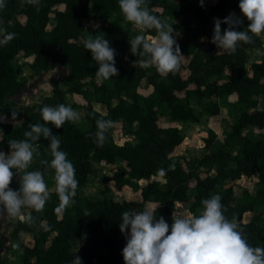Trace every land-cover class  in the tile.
<instances>
[{"label": "trees", "instance_id": "trees-1", "mask_svg": "<svg viewBox=\"0 0 264 264\" xmlns=\"http://www.w3.org/2000/svg\"><path fill=\"white\" fill-rule=\"evenodd\" d=\"M4 4L0 8V40L9 35L12 39L0 43V112L20 121L0 122V151H10V140L25 139L23 134L30 130V124L44 123L38 111L44 105L64 104L74 108L81 104L89 122L86 127L66 122L59 129L48 125L60 139V150L68 154L79 183L70 207L59 208L54 183L43 211H30L34 222L17 220L12 233L17 236L19 231H27L32 240L18 244L21 264H70L75 255L81 258L82 264H125L122 249L126 238L119 229L121 214L128 210L140 211L143 202L149 201L156 208L158 219L172 211L173 201L187 199L189 188L193 190L190 209L196 215L202 211V200L216 194L221 197L228 219H238L243 212L264 203V134H261L264 107L258 106L257 98L260 93L264 98V57L247 62L254 48L264 46L261 35L252 36L250 43L239 42L234 53L218 51L213 43L207 49L199 46L187 62L180 57V67L174 74L162 77L155 67H140L142 58L130 52L128 41L132 37L124 25L127 21L118 0H39L37 6L28 0H4ZM238 5L239 0H206L203 7L196 1L148 0L153 15L162 20L164 16L177 18L167 22L173 26L174 33H180L184 43H191L206 33L213 36L214 18L223 21L230 13L241 17L243 24L239 30L246 31L248 21ZM56 6L50 25L51 10ZM92 18H99L104 24L92 29L91 36L104 35L116 50L115 67L119 73L107 80L97 79L98 65L92 60L90 50L85 49V40L78 39L87 20ZM227 27L221 23L222 32ZM149 31L156 34L154 29ZM184 48L180 49L181 53ZM21 53L26 56L24 63L15 61ZM56 63L67 66V87L55 85L39 101L17 105L12 96L25 84L20 78L23 65L37 74ZM76 94L83 98L82 103L74 98ZM231 94L244 107L218 148L204 153L197 164L177 158L173 150L184 139L178 121L199 119L192 99H205L202 107L216 117L219 103L213 96ZM93 101L103 104L106 112L95 108ZM161 116L170 121L162 124ZM98 119L111 120L113 126L118 125L125 134L136 135L137 140L117 143L107 132L103 145L97 146L94 141ZM250 132L260 134L253 137ZM215 137V131L209 128L204 139L210 144ZM48 143L44 138L36 143L40 155L34 156L28 169L44 172L46 183L49 175L54 174V170H45L40 163L52 159ZM232 148H237L240 154L235 156V166L227 167V155ZM118 158L121 163L110 174L115 190L129 186L138 192L139 199L83 194V187L96 170L95 163L113 164ZM214 165L217 169L212 174L210 168ZM160 169L165 171L164 183L157 179L144 185L138 182ZM253 172L257 173L259 187L242 199L235 196L230 186L221 184L228 176L236 178ZM85 210L90 215L84 216ZM41 225L47 226V230ZM240 226L250 246L264 248V220L252 218ZM75 239L79 241L77 247L72 245ZM3 242L0 234V249ZM0 264H3L1 256Z\"/></svg>", "mask_w": 264, "mask_h": 264}, {"label": "clouds", "instance_id": "clouds-1", "mask_svg": "<svg viewBox=\"0 0 264 264\" xmlns=\"http://www.w3.org/2000/svg\"><path fill=\"white\" fill-rule=\"evenodd\" d=\"M118 2L124 19L141 33L128 41L130 52L142 58L139 66L155 67L162 77L174 74L180 67L182 53L173 26L151 13L148 0ZM28 3L37 6L39 0H28ZM200 4L203 7L204 0H200ZM3 7L4 0H0V8ZM238 7L248 21L247 30H239L243 20L235 13H230L223 21L214 18L210 42L217 46L218 51L234 53L239 42L250 43L252 36L264 34V0H239ZM221 23L228 25L223 32ZM152 29L155 35L150 34L149 30ZM10 39L11 35L0 40V43H7ZM84 47L90 50L92 60L98 65L95 73L98 80L118 75L119 69L115 67L116 50L104 35L89 36ZM38 111L44 123L30 124V130L23 134L25 139L10 140V151H0V210L9 217L27 223H33L34 218L25 214L23 209L42 212L51 196L44 172L28 170L34 156L40 155L36 143L41 138L49 141L48 151L52 159L41 160L40 163L45 166V170H54V191L58 195L60 209H66L74 203L79 183L75 178V168L67 158L68 154L60 150V139L48 125L59 129L66 122L78 123L80 114L64 104L44 105ZM96 125L94 142L102 146L113 122L98 119ZM14 175L20 177L18 190L10 187ZM164 176L165 171L160 169L159 177ZM201 203L203 208L199 215L191 211L183 215L173 212L171 226L162 216L157 219L156 208L123 212L119 229L126 238V245L122 249L125 264H264V248L250 246L242 235L240 224L235 219L226 218L219 194ZM88 215L85 210L84 216ZM41 226L47 230V226ZM70 264H82V260L75 255Z\"/></svg>", "mask_w": 264, "mask_h": 264}, {"label": "rangeland", "instance_id": "rangeland-1", "mask_svg": "<svg viewBox=\"0 0 264 264\" xmlns=\"http://www.w3.org/2000/svg\"><path fill=\"white\" fill-rule=\"evenodd\" d=\"M185 1L187 2L196 1L200 3V0H185ZM205 1L206 0H204V3ZM207 1H213V0H207ZM56 9H58L57 6L51 10L50 25L53 24L54 12ZM188 15H191V13H188ZM164 19L166 21H172L177 18L164 16ZM103 24L104 22L99 18H92L90 20H87L85 28L81 31L80 36L78 38L79 41L86 40L89 36H91L92 29H99ZM124 25L129 35L132 38H134L136 35L141 34L138 30H136L133 27L131 23L126 22ZM207 30L209 32L211 30V27L208 26ZM174 36L176 37L177 44L179 45L180 49L185 47L181 55V59L184 62H187L190 59L193 52L199 46H201L204 49H207L211 44L210 41L212 38V36L206 33L191 43H184L181 41L180 33L176 32L174 33ZM261 37H262V41H264V34H262ZM201 38H203V40ZM262 57H264V46H259L254 48L249 53L247 62L248 64H250L252 61L260 59ZM25 60H26V56L23 53L19 54L15 58V61L20 63H24ZM26 69L28 68L26 67V64H24L23 70L26 71ZM67 71H68L67 66L65 65L63 66L61 64V65H57V67L56 66L52 67V69L48 70V72L44 75H40V76L38 75L36 77H32L29 79H27L29 72H25L26 74L21 75L22 77L21 79H23V81L25 82L24 86L18 89L17 92L12 97L16 101L17 105H26L39 101L40 99H42L43 96L51 93L55 85L61 86L63 88L67 87L65 81ZM226 71L228 72L229 69L227 68ZM183 73H185L184 70ZM142 90L145 92L147 91V89H142ZM74 98L79 103H82L83 101V98L78 94H76ZM213 98L217 99L219 103V113L217 114L216 117L210 115L208 111H206L202 107V102H205L206 101L205 99L198 100L196 97H194L191 103L194 106V108L198 111L199 119L196 121L193 120L178 121V125L183 131L184 139L173 150V154L177 158L187 159L190 162L197 164L198 162L197 160L202 158L204 153L215 151L218 148L219 143L222 141L224 134L228 130H230L231 124L237 120L240 112L244 107L242 103L235 101L236 96L234 94L228 96H219V97L213 96ZM257 98L259 100L258 106L260 108H263L264 98L262 97V94L261 93L258 94ZM74 110L77 111L81 116V119L77 124L79 126L80 125L85 126L84 125L86 121L85 109L80 104L76 106ZM166 111L167 109L165 108L164 112L166 113ZM167 119H168L167 117L161 116V123L167 124L170 121ZM18 121H20V119ZM209 128L215 131L216 137L210 144H207L204 138L205 136H207ZM107 134L108 135L110 134L117 143H122L125 140H129L131 142H135L137 140L136 135L130 133L129 134L123 133V131L118 125L110 128ZM250 134L253 137H255L258 136L260 133L256 134L250 132ZM261 134H264V130L261 132ZM239 154L240 152L237 148H232L228 152L227 167L235 166V156H238ZM120 163L121 161L119 160V158L113 164H105L103 162L95 163L96 170L94 174L91 175L87 180L85 186L82 189V193L93 197L106 196L114 199H123L127 197H132L138 200L139 199L138 192L134 191L129 186L123 187L120 191L115 190L114 181L111 179L110 174L111 171L115 169L116 166L120 165ZM216 169L217 167L214 165L212 168H210V172L214 174L216 172ZM12 171L15 173L14 169ZM152 179H157L158 181H160V183L165 182L164 177H159V171L156 174L151 175L149 178H141L138 182L141 185H144ZM256 180H257V173L253 172V174L251 175H241L240 177H236V178L228 176L224 179L223 182H221V184L224 187L230 186L233 189L235 196L239 199H242L245 197L246 194H254L257 191L259 185L256 182ZM54 181H55L54 174L49 175L47 182L48 187H50ZM10 187L13 190L19 189L20 187L19 175H14ZM192 193L193 190L189 188L188 198L185 200L173 201L172 211L170 213L163 214L162 217L169 224V226H171V224L173 223L172 220L173 212L177 215H183L186 212L191 211L190 203H191ZM145 207L153 208L154 206L151 202L144 201L140 211H143ZM23 211L25 212V214H29L31 209H23ZM0 213H3V211L0 210ZM252 218H256L257 220L260 219L264 220V203H259L255 206L254 209L243 212L242 216L238 219L231 218L229 220L235 219V221L238 224H240V223H245L251 220ZM11 221L14 222L15 219ZM11 229H12L11 226H8L7 228H2L0 226V234L4 237V242L2 243L3 246L0 249V256L2 258L3 264H21V260L19 258L20 249L18 247V244L21 240L15 237V235L11 232ZM22 241L28 243L32 242L31 238L29 237L22 238ZM72 245L73 247H77L79 245V241L77 239L73 240Z\"/></svg>", "mask_w": 264, "mask_h": 264}, {"label": "crops", "instance_id": "crops-1", "mask_svg": "<svg viewBox=\"0 0 264 264\" xmlns=\"http://www.w3.org/2000/svg\"><path fill=\"white\" fill-rule=\"evenodd\" d=\"M57 65H61L60 63H56L53 67H57ZM63 65V64H62ZM64 66V65H63ZM26 67L28 68V66L26 65ZM50 69H52V68H50ZM50 69H47V70H43V71H41V72H39V73H33L29 68L28 69H26V71H24L23 69H22V71H21V73H20V78H22L21 77V75L22 74H26L25 72H29V75L27 76V79H29V78H32V77H36V76H40V75H44V74H46L47 72H48V70H50ZM23 80V79H22ZM61 87V86H60ZM63 88V87H62ZM50 94V93H49ZM47 95V94H46ZM93 105H94V107L95 108H97L98 110H100L101 112H106V107L103 105V104H101V103H99V102H96V101H93ZM75 108V107H74ZM73 108V109H74ZM86 118V117H85ZM20 118H18V117H15V116H10V115H7V114H5V113H2V112H0V122H18V120H19ZM17 120V121H16ZM77 124V123H76ZM78 125V124H77ZM85 126H81V127H86V126H88L89 125V122H88V120L86 119V121H85V124H84ZM0 137H1V131H0ZM123 143V142H122ZM51 175H53V174H51ZM49 178V177H48ZM54 183L55 182H53L52 183V185L49 187V190H51V189H53V187H54ZM0 218H2V219H0L1 221H0V226L2 227V228H7L8 226H11L12 227V229H11V232H12V230L15 228V226H16V222H17V218H15V217H9V216H7L5 213H0ZM13 219H15V221L14 222H12L11 220H13ZM2 231H3V229H2ZM2 234H4V233H2ZM31 236V234L29 233V232H27V231H19L18 232V234H17V236L15 235V237H17V238H19L21 241H22V238H25V237H30ZM20 241V242H21ZM19 242V243H20Z\"/></svg>", "mask_w": 264, "mask_h": 264}]
</instances>
